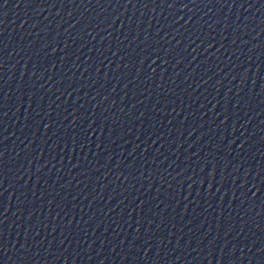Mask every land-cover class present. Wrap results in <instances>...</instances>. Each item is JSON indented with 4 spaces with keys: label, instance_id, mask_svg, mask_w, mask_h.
Wrapping results in <instances>:
<instances>
[{
    "label": "water",
    "instance_id": "obj_1",
    "mask_svg": "<svg viewBox=\"0 0 264 264\" xmlns=\"http://www.w3.org/2000/svg\"><path fill=\"white\" fill-rule=\"evenodd\" d=\"M171 3L0 0V264H264V0Z\"/></svg>",
    "mask_w": 264,
    "mask_h": 264
},
{
    "label": "snow or ice",
    "instance_id": "obj_2",
    "mask_svg": "<svg viewBox=\"0 0 264 264\" xmlns=\"http://www.w3.org/2000/svg\"><path fill=\"white\" fill-rule=\"evenodd\" d=\"M165 2H167V0H165ZM7 3V0H4V5H6ZM176 3V0H172V3L169 4L168 6L171 7L172 4H175ZM0 6H3V5H0ZM183 7H187V4H182ZM0 67H2V65H0ZM4 156V153L3 152H0V167H2V157ZM0 195H2V193H0ZM0 223H2V221H0ZM0 247H2V244H0Z\"/></svg>",
    "mask_w": 264,
    "mask_h": 264
}]
</instances>
